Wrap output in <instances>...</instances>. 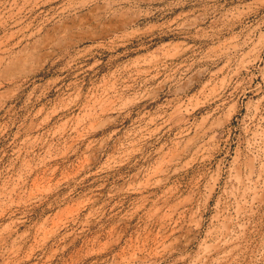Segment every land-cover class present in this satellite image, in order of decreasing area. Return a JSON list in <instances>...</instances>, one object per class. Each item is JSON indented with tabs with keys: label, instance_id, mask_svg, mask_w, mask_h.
I'll return each mask as SVG.
<instances>
[{
	"label": "rangeland",
	"instance_id": "obj_1",
	"mask_svg": "<svg viewBox=\"0 0 264 264\" xmlns=\"http://www.w3.org/2000/svg\"><path fill=\"white\" fill-rule=\"evenodd\" d=\"M0 264H264V0H0Z\"/></svg>",
	"mask_w": 264,
	"mask_h": 264
}]
</instances>
